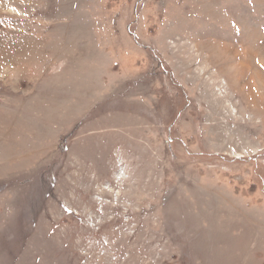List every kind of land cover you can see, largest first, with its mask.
<instances>
[{
  "label": "rangeland",
  "instance_id": "rangeland-1",
  "mask_svg": "<svg viewBox=\"0 0 264 264\" xmlns=\"http://www.w3.org/2000/svg\"><path fill=\"white\" fill-rule=\"evenodd\" d=\"M0 264H264V0H0Z\"/></svg>",
  "mask_w": 264,
  "mask_h": 264
},
{
  "label": "flooded vegetation",
  "instance_id": "flooded-vegetation-1",
  "mask_svg": "<svg viewBox=\"0 0 264 264\" xmlns=\"http://www.w3.org/2000/svg\"><path fill=\"white\" fill-rule=\"evenodd\" d=\"M142 47L146 48L145 46H142ZM146 49H147V48H146ZM148 49H149V48H148ZM153 57L155 58V60H157V62L160 64V66H163V65H164V62H162L161 58H160L158 55L156 56V55L154 54ZM164 73L166 74L167 72H166V70L163 69V74H164Z\"/></svg>",
  "mask_w": 264,
  "mask_h": 264
},
{
  "label": "water",
  "instance_id": "water-1",
  "mask_svg": "<svg viewBox=\"0 0 264 264\" xmlns=\"http://www.w3.org/2000/svg\"><path fill=\"white\" fill-rule=\"evenodd\" d=\"M130 34H132V33L130 32Z\"/></svg>",
  "mask_w": 264,
  "mask_h": 264
}]
</instances>
